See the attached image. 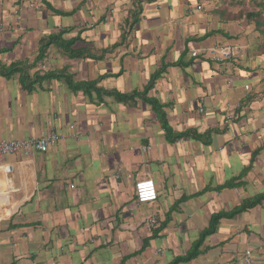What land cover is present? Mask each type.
Listing matches in <instances>:
<instances>
[{
  "label": "crops",
  "instance_id": "0c3cea01",
  "mask_svg": "<svg viewBox=\"0 0 264 264\" xmlns=\"http://www.w3.org/2000/svg\"><path fill=\"white\" fill-rule=\"evenodd\" d=\"M132 4L0 0V64L23 63L29 77L0 74V140L60 136L46 152L0 158L13 166L0 170V264H169L216 214L264 193V54L254 25L235 17L232 0H146L130 27ZM60 32L95 59L51 44L37 60L41 40ZM225 46L233 58L212 59L209 50ZM159 71L145 97L106 93H142ZM148 97L171 137L189 134L169 140ZM145 178L158 196L137 203L134 184ZM245 250L264 264V200L221 218L199 254L177 264H244Z\"/></svg>",
  "mask_w": 264,
  "mask_h": 264
},
{
  "label": "trees",
  "instance_id": "16d2710c",
  "mask_svg": "<svg viewBox=\"0 0 264 264\" xmlns=\"http://www.w3.org/2000/svg\"><path fill=\"white\" fill-rule=\"evenodd\" d=\"M144 1H146V0H133L132 5H133L134 10L130 11V14H131L130 20H127V22H126L127 24H129L130 27H133L134 24L139 20V16H140L141 11H142L141 3ZM251 1L255 5V7H257V9L247 11V12H238V14H236L235 17H244L248 21V23H251L254 25V30L257 33V39H258L255 52L258 54H264V0H260L258 2H256V0H251ZM76 39L77 38L65 40L62 37V32L50 35L48 38L41 40V44L39 47L40 54L37 57V60L43 59V57L45 56L44 54H45L47 47L51 44L58 47L62 51V53L69 58H74V57L79 58V57H86V56L89 58L90 57L94 58L95 55H93V54H85L86 52H85L84 47H82V48H74L73 47ZM23 65H24L23 63H14V64H10L9 66H5V65L0 64V74L2 76H10L16 72L19 73V72H21V69H22L21 67ZM159 75H160V71L156 72L152 75L149 83L147 84V86L145 87V89L142 93L133 92V93H129V94H123V93H119L117 91L106 92V93H108V94L111 93L115 96L116 99L122 100V101H126L129 98L132 99L138 95L145 97V95H147L148 91L151 88H153V84ZM60 76L63 77V76H65V74H63V73L56 74L54 72H49L46 75H44L43 77L48 79V78L60 77ZM27 79H29L27 73L21 72V74H20L21 83L25 84L27 82ZM67 82L69 85H72L71 80L68 78H67ZM76 86L84 87L87 91H89L88 88H96V90L99 91V89L96 87V85L94 83H78V84H76ZM145 101H147V103H150L152 105L153 110L157 113L159 120H160V123H161L163 129L165 130L166 136L167 137L169 136L168 137L169 140L174 141L176 139H179V138L189 134L188 132H182V133L173 134V137H171L170 134L172 133V130H171V128H170V126L166 120V116H165V113L163 111L162 106L154 98L148 97V98H145ZM230 186H233V184L227 183L223 187H230ZM263 200H264V193L253 196L251 198L245 199L240 205L234 207L229 212H223V213L216 214L211 219L210 227L200 235L199 239L193 244V246L189 250V252H187L185 255H183L181 257H177V258L173 259L169 264H177L181 261H189L193 257H196L200 252L199 247L203 243L204 239L209 234H211L215 231L216 224L221 218H225V217L232 218L236 214L244 212L249 208L255 207L256 205L260 204Z\"/></svg>",
  "mask_w": 264,
  "mask_h": 264
},
{
  "label": "built area",
  "instance_id": "2783aa9c",
  "mask_svg": "<svg viewBox=\"0 0 264 264\" xmlns=\"http://www.w3.org/2000/svg\"><path fill=\"white\" fill-rule=\"evenodd\" d=\"M37 5V4H36ZM35 3H30L29 6L37 8ZM1 30V29H0ZM193 56L196 52L192 53ZM209 55L214 60H229L233 58L234 52L230 47H218L211 48ZM47 64H42L41 69L45 70ZM200 111H203L202 109ZM60 136L56 132H42L36 138L27 139H13V140H0V158L10 154H21L24 157H31L35 152H46L48 148L54 145ZM0 170L6 173H10L13 170L11 164H0ZM134 196L137 203L153 202L157 199L158 192L154 180L151 178L141 179L134 184ZM157 222L156 216L152 215L148 219L150 226H153ZM253 259L249 250L244 251V264H252Z\"/></svg>",
  "mask_w": 264,
  "mask_h": 264
},
{
  "label": "rangeland",
  "instance_id": "374dc122",
  "mask_svg": "<svg viewBox=\"0 0 264 264\" xmlns=\"http://www.w3.org/2000/svg\"><path fill=\"white\" fill-rule=\"evenodd\" d=\"M258 1L260 0H256V2ZM232 2L236 5L238 12H247L257 9L251 0H232Z\"/></svg>",
  "mask_w": 264,
  "mask_h": 264
}]
</instances>
